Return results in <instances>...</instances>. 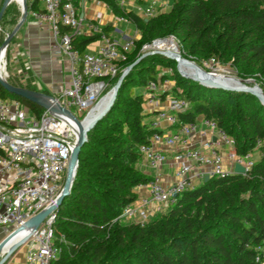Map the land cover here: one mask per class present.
I'll return each mask as SVG.
<instances>
[{
  "label": "trees",
  "instance_id": "obj_1",
  "mask_svg": "<svg viewBox=\"0 0 264 264\" xmlns=\"http://www.w3.org/2000/svg\"><path fill=\"white\" fill-rule=\"evenodd\" d=\"M103 1L126 15L142 38L133 40L111 86L122 69L139 59L142 45L168 34L188 55L181 56L193 59L199 68L215 58L233 64L241 78L263 83L264 0H169V9L148 19L133 9L123 10L115 0ZM26 2L28 9H38L37 0ZM8 13L6 6L0 25H14L17 16L8 18ZM98 40V34L72 36L80 53ZM175 64L159 54L142 57L118 87L111 109L88 131L71 193L52 223L53 241L61 250L51 264H264V105L251 93L206 88L183 78ZM160 68H171L172 73L158 75ZM158 77L175 82L174 90L166 94L189 101L180 122L198 115L213 119L234 139V151L240 155L254 152L260 140V156L244 175L212 177L187 189L146 223L113 222L136 199L134 188L150 178L137 163L142 157L139 146L148 142L153 129L145 123L144 93L133 89L151 79L159 81ZM109 97L92 117L103 111ZM0 98L21 101L35 114L42 111L1 87Z\"/></svg>",
  "mask_w": 264,
  "mask_h": 264
},
{
  "label": "built area",
  "instance_id": "obj_2",
  "mask_svg": "<svg viewBox=\"0 0 264 264\" xmlns=\"http://www.w3.org/2000/svg\"><path fill=\"white\" fill-rule=\"evenodd\" d=\"M37 1L42 7L33 10L31 15L37 25L49 27L51 49L67 60L70 79L69 87L56 95H47L48 102L51 107L65 109L80 120L79 116L89 113L108 94L111 81L118 77L120 63L127 60L134 41L125 34L123 38L108 35L102 25L93 22L100 18V13L86 20L88 0ZM115 1L124 6L125 0ZM167 4L168 0H151L147 6L133 3L132 9L148 19ZM114 20L130 22L124 14H116ZM63 27L70 30L63 31ZM84 31L99 35L101 45L95 53H80L72 44V36L83 35ZM113 32L117 34L121 30L116 27ZM166 40L172 41L174 53L181 56L179 40L173 34L142 45L140 56L164 54L159 44ZM216 65L215 58L202 63L203 68ZM164 73L171 74L172 69L167 68ZM144 90L143 111L153 113L152 120L145 123L153 132L148 142L139 146V153L153 173L150 172L149 180L134 188L136 199L125 205L113 222L146 223L164 213L178 195L202 183L205 176L235 174L236 163L249 171L255 161L254 153L261 145L258 140L254 152L240 155L234 151V139L213 119L202 116L199 120L196 117L193 121L180 122L179 116L190 108L185 97L166 94L169 90L153 79L147 81ZM64 117L60 119L55 112L43 109L35 114L21 101L0 98V231L3 236L55 204L61 194L76 143V127L71 119ZM162 124L171 127L169 131L165 132ZM225 160L229 162L227 168ZM165 166L175 171L174 181H164L162 170ZM56 211L24 241V264H51L58 258L61 247L53 241L52 235Z\"/></svg>",
  "mask_w": 264,
  "mask_h": 264
},
{
  "label": "crops",
  "instance_id": "obj_3",
  "mask_svg": "<svg viewBox=\"0 0 264 264\" xmlns=\"http://www.w3.org/2000/svg\"><path fill=\"white\" fill-rule=\"evenodd\" d=\"M150 1L151 0H125L124 6L119 7L123 10L130 11L132 10L133 3L147 6ZM1 2L2 0H0V4ZM14 2L15 1H11L6 5L7 7L9 6L8 18L14 15ZM41 7V2L37 1V8L41 9ZM165 8L160 9V11H164ZM85 9L86 20L93 19L96 13H100V18L94 19L93 22L102 25L103 28L109 26L110 29L106 31L108 35L116 36V38H123L125 34L128 38L137 40L140 31L136 25L132 22H115L114 16L118 13L115 12L107 2L99 0V3H97L96 0H88ZM33 10L27 8V14L24 20L17 27V31L9 42L14 54L13 62H15L12 78L17 87L20 86L29 90H36L42 94L52 96L58 94L63 88L69 87L68 62L63 56L53 52L50 44L51 31L46 24L40 26L36 24L35 18L31 15ZM17 18H19V16ZM16 22L17 20L15 23ZM116 27L120 29L121 32H117V34L114 33L113 29ZM82 34H87V32L84 31ZM100 45L101 43L99 40L93 42L85 48L84 52L95 53ZM144 114L146 115L145 122L152 120L153 113L151 114V111L146 110ZM202 116L203 115H199L197 117L198 120L201 119ZM170 128L171 127L168 128L165 124H162V129L165 132L169 131ZM258 154L260 156V152H258ZM224 166L226 168L229 167V162L227 160H225ZM162 172L165 182L169 183L175 180V171L172 167L165 166ZM2 236L3 232L0 231V238ZM24 251L25 249L18 254L16 253L12 256H8L4 264H24Z\"/></svg>",
  "mask_w": 264,
  "mask_h": 264
},
{
  "label": "water",
  "instance_id": "obj_4",
  "mask_svg": "<svg viewBox=\"0 0 264 264\" xmlns=\"http://www.w3.org/2000/svg\"><path fill=\"white\" fill-rule=\"evenodd\" d=\"M11 1L14 0H2L1 4H0V18L3 14V10L5 9L6 5L8 3H10ZM16 2V1H15ZM27 8H28V4L26 2V0H21L20 3V16L17 19V22L15 23V25L12 27L11 31L6 35V38L4 39L3 43H1V45H4L7 47V43L9 42V40L12 38V36L14 35V33L17 31V27L20 25V23L24 20L26 14H27ZM0 45V46H1ZM172 53L171 56L169 55H165V54H161L164 57H168L171 60H173L174 62H176V70L179 72V65H181L183 62H186L190 65H192L196 70L200 71L202 70L201 68H199L195 63H193L192 61H190L189 59L180 56L177 53L174 52H170ZM142 55L139 57V59H137L133 64L127 66L123 72L121 73V76L119 77L117 83L115 84V86L112 88L113 90V95L110 98L108 104L105 106V109L103 111V113L97 115L96 117H94L92 119V121L87 125V127H84L82 125L83 120H78V118H76L74 116V114H72L71 112L65 110V109H56L55 107H51L50 103L48 102V96L45 94H42L41 92L38 91H33V90H29L27 88L24 87H15L13 85H11L7 80L0 78V87L2 88V90H4L5 92H7L8 94H13L16 97H21L23 99H25L26 101L34 104L35 106L37 105L38 107H40L43 110H48L49 112H55L56 114L59 115L60 119H65L64 116L68 117L69 119L72 120L73 125H75L76 127V139H75V145L73 148V151L71 153L70 156V161L68 164V167L66 169V178L61 190V194L59 195V197L57 198L55 204H52L50 206H48L46 209L40 211L38 214H36L35 216L31 217L30 219H28L27 221H25L23 223V226L18 228L17 230H15L14 232H11L9 234H7L6 236H2L0 238V264H4L7 261L8 256L18 247L22 246L24 244V241L27 239V237L33 233L38 227L39 224L48 216L51 215L53 212H55L56 210H58L59 205L62 203V201L71 193V187H72V183L74 181L75 178V172H76V168L78 166V155L79 152L81 150V148L83 147V145L87 142V133L90 129H92L96 122H98L104 114H106L109 110L110 107L116 97L117 94V90L118 87L120 86L121 82L123 81V79L126 77V74L131 70V68L134 66L135 63H137L142 57L146 56ZM202 72H204L206 75H212L213 73L211 72H206L204 70H202ZM182 77H186L188 79H191L187 76H185L184 74L180 73ZM214 75V74H213ZM192 81L198 83L199 85H202L206 88H213V89H222L225 91H238V92H247V93H251L253 95H255L258 99V101L264 105V94L262 92V90L257 86V85H250L248 81H243V80H239V83L241 84L240 86H238L237 88H227V87H223L220 85H209L203 82H197L196 80L191 79ZM234 173L235 174H246L248 172L247 169H245L242 165L240 164H235L234 167ZM209 179L208 176H205L204 181H207ZM25 230L26 233L23 236V238H21V240L17 241L16 243H14L11 247H9L7 249L6 252H2L3 248L6 246L7 241L12 238L14 235H16L18 232H21Z\"/></svg>",
  "mask_w": 264,
  "mask_h": 264
},
{
  "label": "rangeland",
  "instance_id": "obj_5",
  "mask_svg": "<svg viewBox=\"0 0 264 264\" xmlns=\"http://www.w3.org/2000/svg\"><path fill=\"white\" fill-rule=\"evenodd\" d=\"M170 1H168V5H167V7L165 8V9H169L171 6H170ZM14 15H12L11 17L13 18L15 15L18 17V16H20V7H19V5H18V3H17V1L16 2H14ZM16 17V18H17ZM18 19V18H17ZM16 19V20H17ZM11 29H12V26H9V25H7V23H1V25H0V45H1V43H3V41H4V39L6 38V35L11 31ZM138 39H142L141 38V36H140V34H139V36H138V38H137V40ZM11 40V39H10ZM10 40H9V42H10ZM9 42L7 43V47H6V54H5V58H4V60L2 61V63L4 62V66H3V64H2V73H3V77H4V79L5 80H7L11 85H13V86H15V83H14V81H13V78H12V72H13V69H14V66H15V62H13V59H14V54H13V51H12V49H11V45H9ZM179 52H180V54L183 56H188V55H186V51H184V49L183 50H179ZM190 58H192L191 56H189ZM191 60V59H190ZM192 61H194L193 59H192ZM134 67V66H133ZM132 67V68H133ZM201 67V66H200ZM132 68H131V70H132ZM175 68H176V64H175ZM201 68H203V66L201 67ZM192 69H193V73L194 74H196L198 77H200V78H202V80H207V81H210L211 80V75L209 76V75H206V74H203V73H200V72H198L197 70H195V68H193L192 67ZM206 72H211V73H215L214 74V76H216V77H218V79H214L215 81H217V83L218 82H221V79H226V80H230V81H232V82H234V83H236V82H239L238 80H236V79H239V80H243V81H248L249 82V84L250 85H257L261 90H262V88H261V86H263L264 87V81H263V83H258V82H256L254 79H253V77H249V78H241V75H240V72H238L237 70H236V67L233 65V64H230V63H226V64H223V63H220V62H218V65H216V66H214V67H211V68H203ZM130 70V71H131ZM129 71V72H130ZM159 72V74L158 75H160L161 73H164V69H159L158 70ZM181 73H184V75H186L187 77H189V78H191V79H195V77H194V75L193 74H191L189 71H187V70H185L184 69V71L183 72H181ZM165 74V73H164ZM212 74V75H213ZM220 75V76H219ZM158 79H159V77H158ZM188 79V78H187ZM191 79H189V80H191ZM159 82H160V84H161V86H165L166 87V89L167 90H169V92H171L172 90H174L173 88H175V82L173 81V80H171V79H167L166 81H164V82H162L160 79H159ZM223 84H231V83H229V82H227V81H224L223 82ZM260 84H261V86H260ZM115 86V85H114ZM114 86H111L108 90H107V92H108V94L111 92V89L114 87ZM16 87V86H15ZM133 91L134 92H136V93H145V90H144V87H135L134 89H133ZM178 91V90H177ZM262 92H263V90H262ZM264 94V93H263ZM107 96V95H106ZM112 97V95L109 97V99H108V101H107V103L109 102V100H110V98ZM117 98V94H116V97H115V99ZM107 99V98H106ZM106 99H104L103 101H101L98 105H97V107L95 108V111H94V113H96V111H98L97 109H98V107L100 106V104L102 103V102H104ZM115 99H114V101H115ZM114 101H113V103H114ZM107 103L105 104V106L107 105ZM113 103H112V105H113ZM111 105V106H112ZM105 106H104V108H103V111H104V109H105ZM71 109H73V111L75 112V109L74 108H71ZM110 109H111V107H110ZM103 111H101L100 113H98L97 115H99V114H101V113H103ZM87 113L88 112H86V113H84L83 115H81V116H79V119L80 120H83L85 117H86V115H87ZM94 113H93V115H94ZM92 115V116H93ZM97 115H95L94 117H96ZM105 115V114H104ZM103 115V116H104ZM199 116V115H198ZM197 116V117H198ZM259 158V154H258V152H256L255 151V153H254V160H257ZM137 167H138V169L139 170H141L142 172H144L145 174H147V175H149L150 173L149 172H151V173H153L148 167H147V164H146V162L145 161H143L142 160V158H141V160H139L138 161V163H137ZM24 249V247H22V246H20V247H18L17 249H15L9 256H12V255H14V254H18V253H20L22 250Z\"/></svg>",
  "mask_w": 264,
  "mask_h": 264
},
{
  "label": "bare ground",
  "instance_id": "obj_6",
  "mask_svg": "<svg viewBox=\"0 0 264 264\" xmlns=\"http://www.w3.org/2000/svg\"><path fill=\"white\" fill-rule=\"evenodd\" d=\"M14 1H17V3L20 5V3H21V0H14ZM159 46H160V48H161V50L163 51V53L166 55H169V56H171V54L172 53H170V52H174V44L172 43V41L171 40H166V41H164V42H161L160 44H159ZM5 54H6V46H4V45H1L0 46V78H3L4 79V77H3V73H2V64H3V66H4V62L2 63V61L4 60V58H5ZM192 65H190V64H188V63H186V62H183L181 65H180V71L181 72H183L184 71V69L185 70H187V71H189L191 74H193L194 75V77H195V79L194 80H196L197 82H203V83H206V84H209V85H215V86H217V85H220V86H223V87H227V88H237L238 86H240L241 84L239 83V82H236V83H234V82H232V81H230V80H226V79H221V82H218L217 83V81H215L214 79H218V77H216V76H214V75H211V80L210 81H207V80H202V78H200V77H198L196 74H194L193 73V69H192ZM194 68V67H193ZM196 70V69H195ZM198 71V70H197ZM198 72H200V73H203V74H205L204 72H202V70H200V71H198ZM220 76V75H219ZM236 80H238V79H236ZM224 81H227V82H229V83H231V84H223V82ZM107 95V96H106ZM103 98H102V100L101 101H103L104 99H106L107 97H109L110 95H113V90L111 89V92L109 93V94H106ZM100 101V102H101ZM99 102V103H100ZM98 103V104H99ZM97 104V105H98ZM108 104V103H107ZM97 105H95L94 107H93V109L92 110H90L89 111V113L87 114V116H86V118L84 119V121L82 122V125L84 126V127H87V125L92 121V119L94 118V117H92V115H93V113H94V111H95V108L97 107ZM92 117V118H91ZM25 233H26V231L25 230H23V231H21V232H18L16 235H14L12 238H10L8 241H7V244H6V246L3 248V250H2V252L4 253V252H6L7 251V249L9 248V247H11L14 243H16L17 241H19V240H21V238H23V236L25 235Z\"/></svg>",
  "mask_w": 264,
  "mask_h": 264
}]
</instances>
